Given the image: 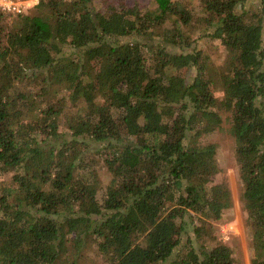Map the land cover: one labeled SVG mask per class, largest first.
Wrapping results in <instances>:
<instances>
[{"label":"trees","instance_id":"1","mask_svg":"<svg viewBox=\"0 0 264 264\" xmlns=\"http://www.w3.org/2000/svg\"><path fill=\"white\" fill-rule=\"evenodd\" d=\"M247 1L0 12V264H237L207 139L225 122L264 264V0Z\"/></svg>","mask_w":264,"mask_h":264},{"label":"rangeland","instance_id":"2","mask_svg":"<svg viewBox=\"0 0 264 264\" xmlns=\"http://www.w3.org/2000/svg\"><path fill=\"white\" fill-rule=\"evenodd\" d=\"M120 1L130 3L139 1L145 5L147 0ZM254 3H257V0H248L246 2V7L249 8ZM35 4L36 0H29L30 7H33ZM29 11L30 9L28 12ZM209 51L210 53L215 52V57L218 55H222V59L225 57V51L216 52L212 48ZM216 94L221 97V90H216ZM207 139L209 142L214 143L218 149L219 160L222 167L219 180L223 179L225 183L226 195L230 205L227 210V220L217 225L218 236L221 240L237 246V264H253L255 253L250 244L245 215L240 203L241 185L238 180L239 167L236 161L235 143L230 124L225 122L223 131H217Z\"/></svg>","mask_w":264,"mask_h":264},{"label":"built area","instance_id":"3","mask_svg":"<svg viewBox=\"0 0 264 264\" xmlns=\"http://www.w3.org/2000/svg\"><path fill=\"white\" fill-rule=\"evenodd\" d=\"M38 1L39 0H36V4ZM31 8L32 7L29 6V0H0V12L4 14H23Z\"/></svg>","mask_w":264,"mask_h":264},{"label":"clouds","instance_id":"4","mask_svg":"<svg viewBox=\"0 0 264 264\" xmlns=\"http://www.w3.org/2000/svg\"><path fill=\"white\" fill-rule=\"evenodd\" d=\"M37 4H38V3H37ZM37 4H36V5H37Z\"/></svg>","mask_w":264,"mask_h":264}]
</instances>
